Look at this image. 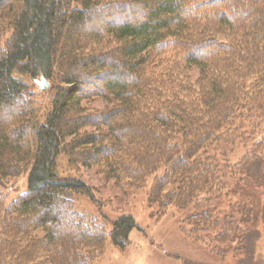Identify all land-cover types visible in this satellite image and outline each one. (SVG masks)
Here are the masks:
<instances>
[{
  "label": "trees",
  "instance_id": "1",
  "mask_svg": "<svg viewBox=\"0 0 264 264\" xmlns=\"http://www.w3.org/2000/svg\"><path fill=\"white\" fill-rule=\"evenodd\" d=\"M263 154L264 0H0V264L126 248L133 216L110 232L77 209L96 201L81 168L125 194L153 179L150 208L189 211L193 238L255 264Z\"/></svg>",
  "mask_w": 264,
  "mask_h": 264
},
{
  "label": "rangeland",
  "instance_id": "2",
  "mask_svg": "<svg viewBox=\"0 0 264 264\" xmlns=\"http://www.w3.org/2000/svg\"><path fill=\"white\" fill-rule=\"evenodd\" d=\"M199 72L194 70V79ZM38 81V80H36ZM40 81V80H39ZM44 100L48 101L47 98ZM85 107L94 110H103L104 103L96 101L85 103ZM240 157L243 152L238 151ZM264 155V154H263ZM236 154L228 158L230 164H236ZM61 174H70L67 162L60 163ZM94 189L95 202L86 197H76V206L87 218L106 221L108 230H113L115 222L122 216H133L136 228L131 232L128 245L119 250L110 242L105 255L93 264H237L239 257L232 251L233 248L222 246L215 249V244L208 242L206 235L196 240L190 235V227L185 223L189 211L168 209L160 212L148 205L147 193L153 179H150L146 189L124 193L125 184L117 185L114 181H107L97 170L81 168L74 174ZM9 191L8 203L16 200L27 191L26 177L15 180ZM264 196V193H259ZM235 203L238 198L231 199ZM230 202V200L228 201ZM258 203L264 213V201L258 197ZM224 206V205H223ZM226 207V206H224ZM264 218L259 220L256 246L260 253V260L255 264H264ZM41 236L42 234L39 233ZM212 244V245H211Z\"/></svg>",
  "mask_w": 264,
  "mask_h": 264
},
{
  "label": "water",
  "instance_id": "3",
  "mask_svg": "<svg viewBox=\"0 0 264 264\" xmlns=\"http://www.w3.org/2000/svg\"><path fill=\"white\" fill-rule=\"evenodd\" d=\"M36 83L39 85V87L42 90L48 89L50 87V83L48 81H46L45 79H42L40 81L38 80V81H36Z\"/></svg>",
  "mask_w": 264,
  "mask_h": 264
}]
</instances>
